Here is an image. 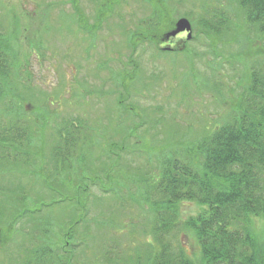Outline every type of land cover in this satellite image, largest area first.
Wrapping results in <instances>:
<instances>
[{
    "label": "rangeland",
    "instance_id": "obj_1",
    "mask_svg": "<svg viewBox=\"0 0 264 264\" xmlns=\"http://www.w3.org/2000/svg\"><path fill=\"white\" fill-rule=\"evenodd\" d=\"M203 2L217 3L0 0V32L16 62L11 84L2 93L7 97L0 101V124L16 116L27 120L30 134L34 132L31 153L23 156L29 158L18 167L5 166L0 174L9 189L22 185L27 195L5 212L4 223L14 221L12 213L25 215L4 248L0 223V264L35 262L27 260L32 255L28 249L47 246L61 258L55 264H149L155 248L153 216L142 200L143 191L158 177L165 158L186 161L183 146L234 114V105L246 93L253 57L264 53V37L247 30L237 12L232 19L240 30L234 34L210 40L198 33ZM162 3L170 22L181 17L191 22L194 37H171L169 47L139 42L133 50L129 32L158 20L153 10ZM76 127L78 139L86 136L87 167L101 170L91 182L89 172L76 165V174H70L83 175L85 183L68 185L67 190L61 185L69 176L52 167L50 156L57 146L68 158L65 141ZM82 150L77 148L75 157ZM46 175L52 177L51 188L43 183ZM83 186L86 191L73 196V206L64 193ZM199 210L198 203L182 201L179 218L183 221ZM69 218L76 221L74 226ZM262 222L257 220L259 229ZM170 238L199 260L194 234L180 232ZM63 239L70 244L67 253Z\"/></svg>",
    "mask_w": 264,
    "mask_h": 264
},
{
    "label": "trees",
    "instance_id": "obj_2",
    "mask_svg": "<svg viewBox=\"0 0 264 264\" xmlns=\"http://www.w3.org/2000/svg\"><path fill=\"white\" fill-rule=\"evenodd\" d=\"M216 2L214 5L210 3V6L204 2L201 4L202 12L198 20L201 28L198 33H204L210 40H222L228 33L234 34L240 30L236 19H232V14L237 12L243 16L247 30L253 31L256 37H264V0ZM157 6L161 16L157 10H153L156 14L153 16L158 17V20L153 22L151 19L145 26L137 27L132 34L129 32L127 37L130 40L127 42L133 50L137 49L139 42H152V39L161 36V32L173 27L174 21L170 22L167 17V5L162 3ZM163 23L168 24L166 28L157 27V24ZM4 34L0 32V101L6 96L2 93L11 84L9 76L15 73L13 67L16 63ZM261 55L264 56V53ZM259 56L253 57L255 61L250 70L246 93L234 105V114L227 116L213 131L183 146L186 161L176 156L165 158L158 177L143 191L142 200L153 216L151 227L155 248L149 264H264V57L260 59ZM78 130L77 127L76 130H69L70 136L65 141L70 148L68 158L59 154L57 146H54L50 156L52 167L55 170L59 168L64 175L69 176H64L67 181L61 185L67 190L68 185L72 187L85 183L83 175L80 178L77 175L72 177V174H76L72 170L76 165L78 169L83 167L89 172L93 179L91 182L101 170L100 167L95 170L87 167L84 155L86 136H82L85 141L78 139ZM30 133L27 120L20 117L12 116L5 125L1 122L0 174L5 166L18 167L23 159L29 158L23 156L31 153L28 149L30 136L34 132ZM77 148L84 152L75 157L73 152ZM65 160H69V164ZM43 183L51 188L52 177L46 175ZM7 186L0 181V223H4L5 212L10 211L11 207L15 208L27 196L22 185L12 184L10 189ZM85 191L86 186H83L81 191L63 193L71 198L70 204L73 205V196ZM182 201L198 203L200 210L182 221L179 218ZM80 206L83 208L85 204ZM32 213L26 212L28 216ZM24 215L25 212L21 216L19 211L12 213L10 218L14 221H5L1 226L5 235L2 248L7 246L9 238L12 239L15 223ZM70 218L67 222L74 226L76 221ZM258 219L263 220L262 230L256 224ZM180 232L194 234L200 251L198 261L190 257L181 244L170 240L171 236L176 237ZM61 241L64 251L69 252V242L65 239ZM28 250L32 255L27 260L35 262L26 264L62 262L58 255H53V248L49 246L44 250L41 247Z\"/></svg>",
    "mask_w": 264,
    "mask_h": 264
},
{
    "label": "water",
    "instance_id": "obj_3",
    "mask_svg": "<svg viewBox=\"0 0 264 264\" xmlns=\"http://www.w3.org/2000/svg\"><path fill=\"white\" fill-rule=\"evenodd\" d=\"M190 24V21L185 17L177 19L174 24V28L165 34V38H168V36H175L182 31H186L188 35L186 38L189 39L192 36V26Z\"/></svg>",
    "mask_w": 264,
    "mask_h": 264
},
{
    "label": "flooded vegetation",
    "instance_id": "obj_4",
    "mask_svg": "<svg viewBox=\"0 0 264 264\" xmlns=\"http://www.w3.org/2000/svg\"><path fill=\"white\" fill-rule=\"evenodd\" d=\"M112 3V1H109L108 3H103V6H106V5H109V4H111ZM111 9H113V8H111ZM176 22V21H175ZM175 22H174V24H175ZM100 26V25H99ZM192 26V25H191ZM174 28V25H173V27L172 28H170V29H168V30H164L163 32H161V36H158V38H156V39H152V43H155V44H158V45H166V46H168L169 47V45H171V44H169V42H170V38L171 37H179V36H181V35H183L185 38L188 36L187 35V32L186 31H182V32H180L179 34H176L175 36H168V38H165L166 36H165V34L167 33V32H169L171 29H173ZM192 31H193V27H192ZM194 34H193V32H192V36L189 38V39H187L186 38V41H190L194 36H193ZM186 41L184 42V44H183V46L182 47H184L185 46V44H186Z\"/></svg>",
    "mask_w": 264,
    "mask_h": 264
}]
</instances>
